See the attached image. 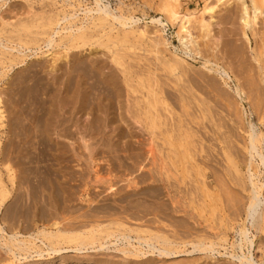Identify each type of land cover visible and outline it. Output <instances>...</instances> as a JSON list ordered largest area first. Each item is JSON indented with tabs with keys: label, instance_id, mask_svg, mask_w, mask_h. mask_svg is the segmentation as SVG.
<instances>
[{
	"label": "rangeland",
	"instance_id": "obj_1",
	"mask_svg": "<svg viewBox=\"0 0 264 264\" xmlns=\"http://www.w3.org/2000/svg\"><path fill=\"white\" fill-rule=\"evenodd\" d=\"M162 1L108 0L110 7L118 13L140 18V22L133 25L134 34L124 37L123 34L118 35V29L120 33H124V28L110 31V28L100 25L89 26L86 30L87 40H77L68 48L55 45L49 50L53 54L48 58H40L38 51L37 56L28 58L22 68H6L9 63H0V175L6 188V200L0 206V216L6 231L9 230L12 215L17 224L31 223L34 228L45 226L50 229L53 223L61 222V227L76 225L72 227L81 231L88 229V225L106 224L115 218L125 222L126 219L125 223H129V226L147 230L143 234L145 237L157 233L160 236L166 234L170 240L180 244L214 242V251H195L170 259L152 253L134 258L122 255L117 251L120 247L108 244L106 246L109 249L82 254L69 252L62 257H67V260L71 258L79 264H239L231 259L230 254L241 253L236 231L245 221L244 208L249 193L240 187V180L236 177L241 179L247 169L245 146L249 124H253L256 132L264 133V32L260 35L264 29L260 27L262 30H259V26L264 23V6L262 0L256 1L258 8L262 4V15L255 22L259 29L253 25L251 35L247 31L250 42L246 44L240 32L242 25L240 27L238 20V2L233 7V1L236 0L227 2L232 3L231 6L226 4L220 7L216 16L214 15L216 19H213L215 21L219 18L218 21H211V30L215 33L217 29L214 27L218 26L219 31L218 34L212 32L214 35L210 34L208 37L213 40L220 34L219 41L205 37L204 32L201 34L196 22L200 19L198 12L210 0H180V13L196 11V21H192L189 27L196 50H203L204 53L200 51L199 54L202 52V55H207L205 52L211 47L209 53H213L214 61L210 59L211 54L208 53V57H211H206L211 63L218 64V67H203L204 55L194 56L191 60L182 55V46L175 35L179 32L176 25L174 27L169 23L167 29L163 30L161 27L145 24L156 16L162 17L166 22L160 11V5L165 0L161 4ZM246 1L250 5L249 0ZM61 3L53 6L49 0H0V18L7 23L2 24L0 19V38L10 45L23 39L28 40L26 36L39 30L38 26L44 22L38 19L48 16L56 19L62 16V12H58L64 8ZM87 5L90 7L92 4ZM223 7L225 9H221ZM227 9L234 11L233 16ZM230 14L231 18L228 17ZM78 17L83 18V13L79 12ZM260 18L261 22L263 20L262 24ZM76 24L81 26L80 22ZM23 26L28 28L24 29ZM146 26L155 27V30ZM262 27L264 28V24ZM142 28L151 31L152 33H148L150 36L139 35L138 30ZM156 28L158 30L153 35ZM46 31L51 30L47 27ZM65 32L62 31V37L66 35ZM151 35L153 39L164 40L166 44L162 41V51L153 46ZM257 37H261V40ZM44 38L45 35L40 37ZM206 38L211 41V45H207L209 41ZM245 44L248 46L247 50ZM174 45V52L185 59L184 65L188 64L182 67L186 70L185 74L183 70L180 72L181 68L175 67L173 58L170 59ZM254 45L257 52H252L253 49L256 51ZM35 46L34 42L30 43V47ZM232 49L236 50L233 52ZM221 67L228 69L232 76L233 83L229 85L241 86L246 92L241 99L216 73L215 70ZM188 99L192 100L191 104L187 103L190 102ZM199 101L203 105L200 106ZM73 113L76 115L73 116ZM94 117L101 118L98 119L99 123ZM90 119L95 123L90 122ZM61 128L63 133H60ZM69 132L72 136H69ZM67 135L70 139L65 138ZM228 145L231 146L229 149ZM232 147L233 150H230ZM233 151L235 154L231 153ZM235 166L239 167L241 174L234 170ZM224 168H228L229 173ZM10 173L15 174L16 185L19 184V187L11 184ZM39 176L43 181L45 179L44 182L41 180L46 182L45 185L39 181ZM262 179L260 175L258 180ZM50 182L55 184L51 185ZM204 182L212 188L214 198L205 197L207 193ZM46 184L49 185L48 188ZM110 189L113 190L109 191ZM194 189L196 192L192 193ZM196 195H200L198 198L201 200ZM29 204H33V207ZM15 205L21 207L16 210ZM23 206H30L31 209ZM90 216L96 220L92 221L88 218ZM62 217L67 218L66 221L71 222V226L62 224L65 222ZM44 218L46 221L42 220ZM87 218L89 222L85 221ZM250 232V235L256 236L253 258L260 262L264 258V221L261 231L250 229ZM131 236L136 235L131 233ZM197 238L199 239L195 241ZM76 245V242H64L60 247ZM98 245L96 243L95 248ZM182 249L184 250L180 248ZM185 249L192 250L191 246ZM243 252L247 254L245 246ZM44 257L50 258L47 255ZM35 259L37 257L28 258L27 261L31 264ZM59 259L55 257V261ZM125 259L127 260L123 261ZM0 264L17 263L11 254L0 250Z\"/></svg>",
	"mask_w": 264,
	"mask_h": 264
},
{
	"label": "bare ground",
	"instance_id": "obj_2",
	"mask_svg": "<svg viewBox=\"0 0 264 264\" xmlns=\"http://www.w3.org/2000/svg\"><path fill=\"white\" fill-rule=\"evenodd\" d=\"M49 1H50V3L53 6L54 5H58L59 2H62L61 4H62V6H64L65 9L64 8H61L62 10H59L58 11V12H62V16L61 17L58 16L56 19H53V17H50V16H48L46 18L41 17L40 19H38L39 21L43 20L44 22L41 23L40 26H38V29L39 30L33 32L32 35L26 36V37H28L27 38L28 40L30 39V41L23 39V40H20L19 43H14V44L10 45V43L9 44L8 43H5V41H3V39L0 38V63H2V62L3 63H9V65L6 68H12L13 69L14 66H16L17 68H22L23 66H25V62H26V60L28 58L29 59L30 58L32 59L34 56H37L36 54H38L37 53L38 51H40V55H39L40 58H44V59L46 57L48 58V56L50 57L53 54V52L52 53H49V50L53 49V46H55V45H57V46H63L64 48H66L71 43L73 44L77 40H87L88 39V34L86 33V30L89 28V26H99L100 25L103 28H105V27L110 28V31L112 29H118V28H121L122 29V28H124L126 30V31H122L124 33H120V29H118V32H119L118 35L123 34L122 36L125 37L128 34H134V30L132 29L133 28V25L140 22V18H136L135 16L126 17L124 15V13H122V12L118 13L115 9H112L110 7V4H109L108 0H49ZM87 1H90V2H87ZM163 1L161 2V4L163 3ZM228 1L230 2V0H210V1H207L203 5V8L198 12L199 13L198 14V17L200 15V19L197 20V21L195 20V21L198 24V29L200 31H202V32H200V31L199 32L201 34H203V32H204L205 37H208V36H210V34L212 35L214 33V31L211 30L212 29L211 28L212 27L211 21L213 19H216L215 16H216L217 11L220 10V7H222L223 5H226V4H228L230 6L232 5V3L231 4L227 3ZM256 1H258V0H249L250 5L247 3L246 0H236V1H233V2H235V3H233V7L236 6L237 4L239 6V8L237 6V8L239 10L236 9V11L238 10V12H239L238 13L239 14L238 20L240 21L239 23H241L240 24V27L242 25V29H243V30L241 29V31H240V32H242V34H241L242 35V38H243L242 40H244L246 42V44H249V42H250V39H249V37L247 35V31L249 30V34L251 33L250 30L252 29V27H254L253 25L256 24L255 22L257 21L258 16L260 17L262 15V12L260 10H262L261 5L263 4V6H264V0H262V4L260 3L261 5H259V8H261V9L258 8V6L256 4ZM179 2H180V0H165V2L162 4V6L160 5V7H161V8L159 7L160 8V11L165 16L164 17L165 18L164 20L166 22L163 21V18L162 17H157L156 16L155 18L154 17L151 18L150 21L146 22L145 24L146 25L147 24H150V25L155 26V27H161L163 30L167 29V26L169 25V23L172 26L174 25V27L176 25L178 27V29H179V32L177 31L176 32L177 34H175V35H176L177 41H179L180 45L182 46L181 51H182V55L184 56V58L191 60V59L194 58V56H197V55H201V57H202L204 54L202 55V52H201V54H199V53H200V51H203V50H199V52L196 50V44H195V41H194L193 36H192L193 34H191V31H190V28H189V27H191L192 21H194V19H195L196 11H186L183 14L180 13L179 10H178V8H179ZM236 2H238V3L236 4ZM88 3H91L92 5L90 7H87L88 6L87 5ZM150 6H151V4H150ZM230 6L229 7L224 6V7L225 8L227 7V8L232 9L233 7L231 8ZM154 7H156V6L154 5ZM224 7L221 8V9H225ZM159 8H158V5H157V9H159ZM262 11H264V10H262ZM79 12L80 13H83V15H84L83 18H79L78 17V13ZM222 12H224V11H222ZM232 12L234 13V11H231V13ZM31 13H34V12H30V14ZM225 13L227 14V12H225ZM233 13H232V16H233ZM56 14H57V11H56ZM228 17L231 18V14ZM263 17H264V14L262 16V19H263ZM0 19L2 21V24L7 25V23L4 22V19L3 18H0ZM218 19L215 20V21L213 20V21L216 23V21H218ZM263 20H262V22H263ZM77 22H80L81 26H77V24H76ZM262 22H261V18H260V23L262 24ZM260 23H258V24H260ZM197 24H196V26H197ZM262 25L261 26L258 25V26H259V28L261 27L262 29H264L262 27ZM139 26H140V28L142 27L141 25H139ZM47 27L51 31H46L47 30ZM73 27H76V28L74 29ZM147 27H149L148 29H150L151 26H146V28ZM155 27H151V29L155 30L154 29ZM23 28L26 29L28 27L25 28V26H23ZM146 28L145 29H143V28L142 29H139L138 30L139 35L144 36V35H147L149 32H151V31H147ZM195 28H191V30H193ZM214 28L217 29L216 32H215V33H217V31H219L218 30V26H215ZM254 28L259 29L258 27H256V25H255ZM261 28L259 30H262ZM157 30H158V28H156V31H153V35L155 34V32H157ZM62 31H66L64 33V34H66L64 37L61 36V34H63ZM253 31L255 32V29ZM262 32H264V30L261 31L260 35L262 34ZM181 33L182 34L185 33V35H181ZM44 35H45V38L44 39H40V37L41 36H44ZM59 35H60V37H59ZM148 35L150 36V34H148ZM153 35H151V38L153 40V41L151 40V43L156 48V50L157 49L160 50L162 44L164 43V40L159 39V38L153 39V37H152ZM204 35H202V36L204 37ZM258 35H259V33H258ZM57 37H59V38L56 40ZM211 37H213V36H211ZM208 38H206V39H208ZM257 38H259V41L261 40V37H257ZM209 39L212 40V38H209ZM209 39L207 40L209 42L208 43L206 42L207 45L209 43H210V45L212 44ZM215 39H217L219 41L220 34L219 35H216L215 36ZM215 39L213 38L212 41H215ZM263 39H264V37H263ZM162 41H163V43H162ZM218 41H217V43H218ZM31 42H34V45H36L34 48L33 47H30V43ZM245 42H243V43H245ZM258 42H257V44H258ZM151 43H149V45H151ZM262 43H263V41H262ZM164 44H166V43H164ZM246 44H245V46H246ZM259 44H261V42H259ZM216 46H218V45H216ZM259 46L262 47V45H259ZM204 47H205V45H204ZM246 48H248V46H246L245 49ZM252 48H254V47H252ZM43 49H46V50L44 51ZM172 49H173L172 50L173 51V55L170 54V59L173 58V61H174L173 63L175 65V67L177 66V67L181 68L180 69V72H181L183 70L182 67H183V65H184V63L186 61H185V59L183 57L178 56L174 52V50H176L175 45L172 46ZM230 49H228L227 51H230L231 52ZM164 50L168 51L165 48H164ZM207 50H209V48H207ZM210 50H211V47H210ZM221 50L222 49H220V51ZM232 50L234 52V50H236V49H232ZM237 50H238V48H237ZM241 50H242V48H241ZM253 50H252V52H257L256 46H255V50L256 51H253ZM161 51H162V49H161ZM209 51L205 52L207 55H204L205 57L202 58V59L205 58L203 60L204 61L203 67H206V65H210L211 67H213V66L214 67L215 66L218 67L217 66L218 64L216 62L211 63L210 60L208 59L209 57H211V56L208 57V55L209 54H211V55L213 54V53H209ZM216 51H218V49ZM220 51H218V52H220ZM212 52H214V50H212ZM262 52H264V51L262 50ZM203 53H204V51H203ZM240 53H242V52H240ZM222 54H223V52H222ZM249 54H250V52H249ZM245 55H246V53H245ZM258 55H260V53ZM70 56H72V55H70ZM217 57H218V55L216 56V58ZM253 57L255 58V55H253ZM51 58H54L55 59V57H51ZM70 58L72 59V57H70ZM210 59H212V61H214L213 60V55H212V57ZM217 59H215V60L216 61H219ZM256 59H255V61H256ZM62 60H63V58H62ZM161 61L163 62V59ZM257 61H258V59H257ZM51 63H53V61ZM164 65H165V63H164ZM185 65L188 66V64H185ZM260 65H262L261 62H260ZM42 66H43V64H42ZM263 66H264V64H263ZM65 67H66V65H65ZM262 69H264V68H262ZM258 70H256V72H260ZM56 71L58 73V70H56ZM185 71H184V74H185ZM215 71L218 74V76L222 79V81H224V83L231 90H233V93L238 98L241 99L242 96H245V93L246 92H244V90H243V88H241V86H233L232 87V86L229 85V84H232L233 83V80H232V76H231V74H230V72H229L228 69H224V68L221 67V68H217V70H215ZM263 72L264 71L262 70V74L264 75ZM257 74H259V73H257ZM263 75H261V76L263 77ZM67 76H68V74H67ZM256 76H258V75H256ZM234 79H236L238 81V78L237 77H235ZM263 80H264V78H263ZM56 81H57V79H56ZM50 83L52 84V82H50ZM49 86L51 87L52 85H49ZM50 87H48V89ZM75 90H76V88H75ZM156 91L158 92V90H156ZM191 95H193V94H191ZM165 97H166V95H165ZM184 99L187 100V98H184ZM190 99H188V100H190ZM193 99L196 100V98H193ZM182 101H184V100L182 99ZM191 101L192 100H190V102L187 101V103H190L191 104ZM0 102H1V100H0ZM197 102H198V100H197ZM185 103H186V101H185ZM200 103L201 102L199 101V104ZM201 105H203V104H200V106ZM187 106H188V104H187ZM77 109L78 108H76V110ZM83 109H85V108L83 107ZM94 110L96 111V108H94ZM169 110H167V112ZM69 112H70V110H69ZM73 114H74L73 116L76 115L75 113H73ZM204 115H205V113H204ZM1 117H2V112L0 110V118ZM94 118L92 120H94ZM84 119H82L83 122H84ZM96 119L97 118H95V120ZM98 119L100 120L101 118H98ZM98 119H97V123H99V120ZM65 120L66 119H64V121ZM92 120L90 119V122H94L95 121V120L94 121H92ZM104 120H105V118H104ZM67 121H68V119H67ZM72 121H73V119L71 120V122ZM107 121H108V119H107ZM39 122L41 123L42 121L40 120ZM83 122L81 123L82 125H84ZM47 123L49 124L50 122L47 121ZM52 123L53 122H51V124ZM71 124H73V122ZM102 124H103V122H102ZM68 127H66V129H68ZM79 127H81V126H79ZM79 127H78V130H79ZM63 129H65V128H63ZM71 129H72V126H71ZM65 130H64V132H65ZM61 131L62 132H60V133H63L62 128H61ZM75 131L76 130H74V132ZM55 132H57V131H55ZM41 133H43V132H41ZM67 133L68 132H66V134ZM94 133H96V132H94ZM109 133H110V131H109ZM247 133H248V139H247V143H246V146H245V150H246V154H247V158H246V166H247V169H246V172H243L244 176H242L241 179L239 177H236V178H238L240 180L239 181L240 187L244 191H247L249 193V197L247 199V203H246L245 208H244L245 221L242 224L241 228H239L236 231V233H237V235L239 237V240L237 242L239 244V249H240L241 253L240 254H230V257H231V259L238 261L239 264H264V258L260 262L254 261V258H253L254 238L256 236L254 234L250 235L251 234L250 229H254L256 232L257 231H261L262 228H263V221H264V133H262V132H256L253 124H251V123L249 124V129H248ZM69 134H71V133L69 132ZM81 134H83V133H81ZM112 135H113V133H112ZM69 136H72V134L69 135ZM69 136L67 135L65 138L68 137V139H70ZM91 136H93V135H91ZM114 137H113V139H114ZM123 137H125V136H123ZM105 138H107V137H105ZM46 139H48V138H46ZM111 139H112V137H111ZM222 143H224V142H222ZM226 145H227V143H226ZM227 147L229 149V147H231V146L228 145ZM225 149H227V148H225ZM231 149L233 150V147L230 148V150ZM231 153H234L235 154V151H233ZM172 157H174V156H172ZM189 159H191V158L189 157ZM196 160H198V159H196ZM208 160H210V159H208ZM210 161H212V160H210ZM212 162H214V161H212ZM218 163H220V162L218 161ZM189 167L191 168V166H189ZM190 168H189V170H191ZM252 168H254V170H252ZM186 169H187V165H186ZM224 169L227 170L228 168L227 169L224 168ZM261 169H263V171ZM234 170L238 174H241V172H242L239 169L238 166H235L234 167ZM192 171H193V169H192ZM227 171L229 173V170H227ZM47 172H48V170H47ZM47 172H44V173H46V175H47L48 174ZM237 173H234V174L236 175ZM42 175H44V174H42ZM186 175H187V172H186ZM260 175H262V177H263L262 180H258V178H259ZM50 176L51 175H49V178H50ZM53 176H55V175H53ZM231 177H233V176H231ZM55 178H56V176H55ZM57 178H58V176H57ZM52 179H54V178L52 177ZM58 179H60V178H58ZM9 180H10V182H11L12 185H16V179H15V174L14 173H10L9 174ZM41 180L42 179L40 177V180L39 181L42 182L43 180L42 181ZM44 181H45V179H44ZM50 181H53V180H50ZM40 182H39V184H40ZM43 182H42V185H45L46 182L45 183H43ZM54 182H56V180ZM18 183H20V181H18ZM50 183H52V182H50ZM234 183H236V181H234ZM54 184L52 183L51 185H54ZM18 185H16V186L19 187L20 185L19 186ZM203 185H204V189H206V193H207V195L205 197L206 198L207 197H209V198L213 197L214 198L213 193H211V192H213L212 191V188H210L208 186V184H206L205 182H204ZM40 186H41V184H40ZM48 186L49 185H47V188H48ZM55 186L57 187V185H55ZM42 187H43V189L46 188L44 186H42ZM52 187L54 189V186H52ZM61 187H62V184H61ZM47 188H46V191H47ZM40 190H41V188H40ZM111 190H113V189H110L109 191H111ZM49 192H47V193H49ZM194 192H196V189H194L192 193H194ZM5 193H6L5 184H4V181H3V179L1 178V175H0V202H1L0 203V206L5 203V200H6V198H5V195L6 194ZM197 194H199V190L197 191ZM198 196H200V195H198ZM198 196L196 195V198H198ZM209 198H207V199H209ZM194 199H195V197H194ZM200 200H201V198H200ZM201 202L202 201H200V203ZM47 205H46V207L49 206V205L48 206ZM19 206H16L15 209L18 210L17 207H19ZM30 206L33 207V204L30 205ZM30 206H28V207L31 209ZM23 207L24 208H28V207H25V206H23ZM51 207L53 208V206H51ZM19 209H21V208H19ZM103 209H101V210H103ZM108 210H110L109 207H108ZM32 211H34V210H32ZM175 211H176V209H175ZM10 212H13V211L10 209ZM0 215H1V212H0ZM45 216L47 217V215H45ZM59 217L60 216H58V218ZM91 217L92 216H90L88 218L90 219ZM115 217H117V216H115ZM88 218L85 221L89 222L88 221ZM96 218H100V217H96ZM13 219H14V216L12 215L11 222H9V230H8L9 232H8V231H6V228L4 226L5 223L3 222V220L1 219V216H0V250L4 251L7 254H11L12 258L15 260V262L17 264H29L28 261H27V259L28 258H34V257H37V259H35L34 260L35 262L34 263H31V264H61V263H65V262H69L68 264H70V263H72V264H79L77 262H73L71 260V258H69V260L65 259L67 257H62V255L63 254H67L69 252H74V253H78V254L89 253V252H97V251H101V250H104V249H109V246H106L108 244H110L112 246L120 247L119 249H117V251L119 253H121L122 255L126 256V257L142 258L146 254L152 253V254H156L158 257L166 258V259L176 258V257L179 256V254L192 253V252H195V251H199V252H208L209 251V252H212V251H214V246H215V243L214 242H210V244H206L203 241H197V242H194V243L191 242L190 244H189V242L188 243L182 242L180 244V243H176V242L170 240V238H168V236H165L166 234L164 236L163 235L160 236L157 233H153L149 237H145V236H143V234H145L146 232H148L147 230L142 229V227L134 228V227L129 226L128 225L129 223L128 224L125 223L127 221L126 219L124 220L125 222H122L121 221L122 219L119 220V219H116V218L115 219L112 218L114 220H110L109 219L110 221L107 222L106 224L105 223H99V224H96V225H88L87 224L89 226V228L86 229V230H82V231L81 230H76V228L74 229L72 227L74 225H72V226L69 225V224H71V222H67L68 221V220L66 221L67 218L64 219L63 217H62V219L66 223L63 221L64 223H62V224H66V225L68 224V226H71L72 229H71V227L70 228H67L65 226L64 227H61V222L60 223L59 222L53 223L52 224V227L50 229H46L45 226H42V227L39 226V227L34 228V227H32L33 225L31 223H26L25 225L22 224V223L21 224H19V223L17 224L15 222V220L13 221ZM30 219H31V217H30ZM38 219H40V215H38ZM91 219L93 221L94 220V217L91 218ZM130 219L132 220L133 218H130ZM42 220L46 221L45 218L42 219ZM106 220H105V222H106ZM59 221H62V220L60 219ZM101 221H102V219H101ZM12 222H14L15 224L12 223ZM44 223H46V222H44ZM91 224H93V223H91ZM81 225H83V223ZM139 226H141V225H139ZM144 226L146 227V225H144ZM78 228L80 229V227H77V229ZM131 233H134L136 236L135 237H132L131 236ZM170 236L171 235H169V237ZM173 237H171V239ZM198 239L199 238L195 239V241L198 240ZM200 240H203V239H200ZM64 242L65 243H68V242H76L77 245L75 247H68V246L67 247H60V244H62ZM155 242L157 243V245H159V247L157 245H155ZM96 243H99V245L97 246V248H95V246H94ZM187 246H191V249L192 250L189 251L188 249H185ZM244 246H245V248L247 250V254H245L243 252ZM180 248H184V250L183 249L180 250ZM45 255L50 256V258L46 259L44 257ZM52 255H54L55 257H59L60 259L57 260V261H55V257H51ZM126 260L127 259H125L123 261H126Z\"/></svg>",
	"mask_w": 264,
	"mask_h": 264
}]
</instances>
